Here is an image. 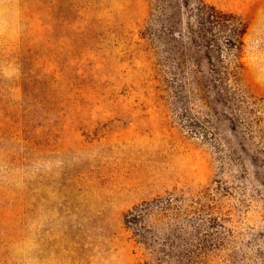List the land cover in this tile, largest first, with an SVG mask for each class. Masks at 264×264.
I'll return each instance as SVG.
<instances>
[{
  "label": "rangeland",
  "instance_id": "obj_1",
  "mask_svg": "<svg viewBox=\"0 0 264 264\" xmlns=\"http://www.w3.org/2000/svg\"><path fill=\"white\" fill-rule=\"evenodd\" d=\"M203 1L247 24L238 84L205 102L164 64L154 0H0V264H155L124 215L166 200L159 242L264 264V0Z\"/></svg>",
  "mask_w": 264,
  "mask_h": 264
},
{
  "label": "trees",
  "instance_id": "obj_2",
  "mask_svg": "<svg viewBox=\"0 0 264 264\" xmlns=\"http://www.w3.org/2000/svg\"><path fill=\"white\" fill-rule=\"evenodd\" d=\"M151 9L157 14L151 22L158 28L152 30L151 37L165 54L164 64L179 75L176 80L190 86L193 98L205 102L209 89H214V94L224 99L226 84L237 85L240 80V52L247 30L245 21L203 0H154ZM30 32L26 26L23 35L28 37ZM168 206L170 201L166 200L133 208L124 215V226L131 232L135 245L148 251L155 264H198L195 253L203 255L208 249L201 243L192 245L190 241L195 236L177 228L163 235L159 242L155 227L146 226L145 220L152 209L161 212ZM194 233L200 234L197 230Z\"/></svg>",
  "mask_w": 264,
  "mask_h": 264
}]
</instances>
